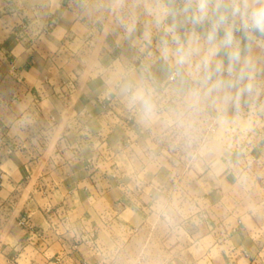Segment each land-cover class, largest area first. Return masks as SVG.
<instances>
[{"label": "crops", "instance_id": "crops-1", "mask_svg": "<svg viewBox=\"0 0 264 264\" xmlns=\"http://www.w3.org/2000/svg\"><path fill=\"white\" fill-rule=\"evenodd\" d=\"M133 55L88 0H0V264H264V118L192 162L108 88Z\"/></svg>", "mask_w": 264, "mask_h": 264}, {"label": "clouds", "instance_id": "clouds-1", "mask_svg": "<svg viewBox=\"0 0 264 264\" xmlns=\"http://www.w3.org/2000/svg\"><path fill=\"white\" fill-rule=\"evenodd\" d=\"M88 9L134 51L103 69L108 88L140 126L222 172L264 118V0H88Z\"/></svg>", "mask_w": 264, "mask_h": 264}, {"label": "built area", "instance_id": "built-area-1", "mask_svg": "<svg viewBox=\"0 0 264 264\" xmlns=\"http://www.w3.org/2000/svg\"><path fill=\"white\" fill-rule=\"evenodd\" d=\"M108 99H101V102L104 103V101H107ZM2 178V175L0 174V179ZM21 223H24L23 221H21ZM54 264H62L60 260H56Z\"/></svg>", "mask_w": 264, "mask_h": 264}]
</instances>
